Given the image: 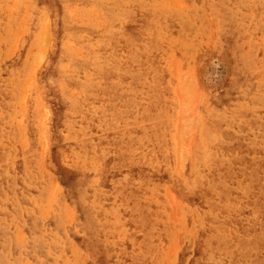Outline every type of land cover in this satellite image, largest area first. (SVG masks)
Masks as SVG:
<instances>
[{"label":"rangeland","instance_id":"obj_1","mask_svg":"<svg viewBox=\"0 0 264 264\" xmlns=\"http://www.w3.org/2000/svg\"><path fill=\"white\" fill-rule=\"evenodd\" d=\"M121 1L0 0V171L34 169L0 186V264H190L199 240L228 264L237 218L256 217L242 180L264 166V0ZM67 51L109 62L85 79ZM66 170L83 184L60 186Z\"/></svg>","mask_w":264,"mask_h":264},{"label":"bare ground","instance_id":"obj_2","mask_svg":"<svg viewBox=\"0 0 264 264\" xmlns=\"http://www.w3.org/2000/svg\"><path fill=\"white\" fill-rule=\"evenodd\" d=\"M242 2H240V3H242ZM245 3L246 2L244 1V4ZM123 4L125 5L126 3L123 2ZM240 5L242 6V4H240ZM246 5H247V3H246ZM232 6H234V5L232 4ZM112 7L114 8V6H112ZM100 9H101V7H100ZM234 10H236V9H233V12H234ZM102 11L105 14L114 15V16L119 17L120 20L125 23V29H126L125 30V37H128L132 41L136 40L135 36H136V34H137V32H138V30L140 28L134 27L133 23L130 20H126L127 18L125 19L126 21H124L123 20V16L119 13L120 11L118 12V10H116V9L114 10V9H111L110 7H108V6L107 7L104 6ZM241 12L242 11H240V13ZM230 15H232V13ZM165 20H167V19H165ZM189 20H190V18H189ZM234 20H235V18H234ZM240 25L241 24L238 25L239 28H240ZM176 28H178V27H176ZM84 48L87 50V47H84ZM67 54L72 59L74 58V59H76L77 61L80 62L81 69L78 70V72H79V75L81 77H84L85 79L91 78L95 73L97 75L102 68L107 67V63L109 62L108 61L107 63H104L105 60H106L104 57H98L95 60L91 61L92 59H90L89 56L86 53H84V52L82 53V57H80V58L75 57L74 53L72 54L70 51H67ZM114 56H116V55H114ZM114 56L111 57V58H114ZM59 73L61 74V76H64L66 74V71H63L61 69V67H59ZM7 77H8V75L2 76V78H1L2 80L0 82V87L8 80ZM51 80L54 81L53 79H51ZM93 81L94 82H98V78L94 79ZM56 89H59V88H56ZM60 94L64 98H66L64 90L60 91ZM70 106L73 109H78V110L82 109V115H83V118H84V114H85V110H86L85 97L84 98H80V99H76V100H72L70 102ZM66 111L64 112V116L62 118L61 123H62V126H64V127L67 126L68 127L69 133L68 134L65 133L63 138L71 137L70 136L71 135V130H70V124L71 123H70V120L67 119V117H66ZM26 137H28V136L26 135ZM29 137H28V139H29ZM26 140H27V138H26ZM9 141H10V139H9ZM102 144H103V148L100 147L102 150L106 149L108 146H110V143L107 140L103 141V143H101V141L97 142V141L94 140V142L91 145V143H89L87 139H80L78 144L75 146V148L77 150L76 153H78V152L82 153V151H85L86 149L91 151L92 148H98V145L101 146ZM29 146H31L30 139H29ZM122 149L123 148L119 147V150H122ZM133 150H135V149H133ZM86 151H85V153H86ZM232 151H233V154L235 153V151H241L242 152V160L237 162L238 163V167L242 168V165H244L246 163V160H245L246 159L245 158L246 151L242 148V145H240V146H238L236 148L234 147ZM133 152L134 151H132V153ZM101 153H102V151H101ZM17 157H19V156H16L15 158H17ZM12 159H10V160H12ZM5 162H6V160H5ZM0 163H1V161H0ZM223 163L224 162L216 161L214 163V166L215 167H218V166L230 167V166H232L231 163H228V164H223ZM95 167L97 168V166H95ZM110 167H111V164L109 166H106L105 170L109 169ZM251 167H252L251 168V172L249 174H246V173L243 172L244 175H245V180H242L244 182V183H242L243 184L242 190L250 189V191L246 192L247 195L243 198V203L245 204L244 208H247L251 213L253 212L256 217L254 219H250L249 217H247V218L242 220V213H241V217L239 216L237 218V221L240 223V225L242 227V233L243 234H242V239H239V240L235 241V244L233 246L225 247V248L222 249L228 256L227 257L228 258V264H264V185H263L264 166L261 167L259 162H256V163L252 164ZM260 169H262V170L256 175V173ZM94 171H95V169H94ZM66 172H67V178H66V180H65V182L63 184H61V185L59 184L60 186H62L63 188H70V187H74L76 185L83 184V182H84V180H83L84 179V174L82 172H77V171L73 172V171H67V170H66ZM15 174H22L24 178H26V176H28L29 179L32 180L30 183L33 184L34 169H33L32 164L29 161H27V160L18 158V159H15V161L11 164V166H9L8 168L3 169L2 171H0V186L5 185V184H8V185L17 184V182H15V181L20 179L21 177H19L17 179H14L13 176ZM116 184H117V182H116ZM204 189L205 188H201L203 193L206 195V192L208 191V188L206 189V191H204ZM114 198H115V196H114ZM206 201H209L210 203H212V199H208L207 198ZM55 203H56V201H55ZM238 203L242 205V195H241V197H239ZM249 205H250V207H247ZM239 209L242 210V207L239 208ZM237 211H238L237 209L233 210L234 213H237ZM253 217H254V215H253ZM82 233H84V232L82 231ZM210 248H212V246H211V243L209 241L199 240L195 244V246L193 247L192 258L188 259V262L190 264H214V263H205L202 260V255L204 254V252L206 250H208ZM186 261H187V259H185V257H182V258L179 257L178 264H184Z\"/></svg>","mask_w":264,"mask_h":264}]
</instances>
